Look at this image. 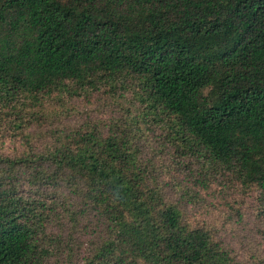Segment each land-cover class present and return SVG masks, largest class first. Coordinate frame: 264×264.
<instances>
[{
	"label": "trees",
	"instance_id": "trees-1",
	"mask_svg": "<svg viewBox=\"0 0 264 264\" xmlns=\"http://www.w3.org/2000/svg\"><path fill=\"white\" fill-rule=\"evenodd\" d=\"M210 179L264 225V0H0V264H245L186 216Z\"/></svg>",
	"mask_w": 264,
	"mask_h": 264
},
{
	"label": "rangeland",
	"instance_id": "rangeland-1",
	"mask_svg": "<svg viewBox=\"0 0 264 264\" xmlns=\"http://www.w3.org/2000/svg\"><path fill=\"white\" fill-rule=\"evenodd\" d=\"M71 102V101H70ZM64 106H54L49 102H44L41 106L43 113L66 112L70 116L64 118V123L72 124L84 119L95 117L105 118L116 114V109L112 106L103 105L98 100L91 99L90 102L75 100ZM66 109V110H65ZM52 116V115H51ZM51 116H43L45 126H57L55 119ZM44 128H34L32 139L42 138ZM44 137L42 138V140ZM8 145L2 147L7 154H12L23 150L20 140L6 141ZM146 158L151 157L155 166H158L159 173L163 176L162 181L172 184L176 180H182L179 174L173 170V159L164 154L146 153ZM170 197H177L176 188L168 191ZM251 197L241 196L231 189L221 188L215 181L210 179V188L200 192L198 198L192 202H187V217L192 223L208 226L222 244L231 251L233 256L245 264H264V225L254 216ZM61 222H52L47 226V233L50 235L59 234L65 238L64 226ZM73 232L74 239H83L93 233V228L87 223L85 218L79 220ZM60 229V230H58ZM58 231V233H56ZM99 235V234H98ZM97 235V236H98ZM91 237L89 239H95ZM74 241V240H73Z\"/></svg>",
	"mask_w": 264,
	"mask_h": 264
}]
</instances>
